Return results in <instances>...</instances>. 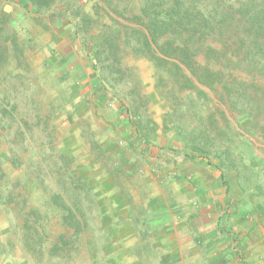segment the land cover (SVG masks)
<instances>
[{
	"label": "rangeland",
	"instance_id": "374dc122",
	"mask_svg": "<svg viewBox=\"0 0 264 264\" xmlns=\"http://www.w3.org/2000/svg\"><path fill=\"white\" fill-rule=\"evenodd\" d=\"M95 3L61 0L52 11L36 13L23 7L24 0H0V264H103L101 233L89 231V225L97 228L101 223L96 212L87 217V229L81 224L78 242L53 252L65 228L45 201L60 192L61 153L85 180L92 157L99 156L104 164L105 155L92 140L101 124L89 112L91 102L105 98V92L107 99H126L141 129L166 120L171 137L182 146L192 140L222 155L234 146L246 151L244 138L264 150V128L256 136L248 133L245 117L232 114L217 94L201 87L207 98L187 99L179 84L168 81L163 70L137 56L131 46L121 44L118 52L98 56L89 51L85 39L98 32L99 23L110 24L102 11L97 19ZM120 5L134 12L140 8L138 0ZM80 71L86 72L82 82ZM235 75L250 80L239 71ZM254 100L264 120V99ZM85 183L91 196L93 184ZM7 194L10 202L4 199ZM95 205L92 199V211ZM33 206L42 216L35 228Z\"/></svg>",
	"mask_w": 264,
	"mask_h": 264
},
{
	"label": "crops",
	"instance_id": "0c3cea01",
	"mask_svg": "<svg viewBox=\"0 0 264 264\" xmlns=\"http://www.w3.org/2000/svg\"><path fill=\"white\" fill-rule=\"evenodd\" d=\"M105 93L89 114L106 160L92 157L83 178L94 187L101 223L89 231L101 233L103 264H264V150L251 142L224 175L217 161L192 157L166 120L141 129L126 99Z\"/></svg>",
	"mask_w": 264,
	"mask_h": 264
},
{
	"label": "trees",
	"instance_id": "16d2710c",
	"mask_svg": "<svg viewBox=\"0 0 264 264\" xmlns=\"http://www.w3.org/2000/svg\"><path fill=\"white\" fill-rule=\"evenodd\" d=\"M123 1L96 0L97 19L102 11L110 24L99 23L98 32L85 39L89 51L98 56L101 52H118L121 44L124 48L131 46L137 56L163 70L168 81L179 84L187 92V99L207 98L201 89L204 87L223 99L232 114L245 117L248 133L256 136L257 129L264 128L262 107L254 100L264 99V85L258 82L264 81V0H138L140 8L135 12L128 6L121 7ZM24 3L26 10L43 13L61 4V0ZM236 71L250 80L239 79ZM243 141L242 146L251 143ZM190 142L187 140L185 148L192 157L217 161L224 175L238 163L244 164V159L237 160L243 156L240 147L220 155ZM59 157L63 163L60 192L48 195L45 201L47 210L50 207L49 211L56 212L54 216L65 228V233L57 237L59 242L52 246L53 252L78 242L81 224L87 229V217L92 214V199L83 177L71 170L72 160L67 154ZM4 199L10 202L8 194ZM31 209L35 228L42 224V216L34 206ZM44 217L48 218V212Z\"/></svg>",
	"mask_w": 264,
	"mask_h": 264
}]
</instances>
